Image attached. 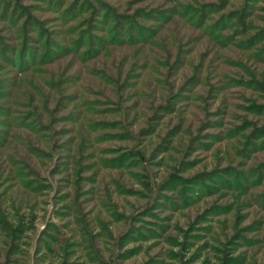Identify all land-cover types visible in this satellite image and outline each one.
Returning a JSON list of instances; mask_svg holds the SVG:
<instances>
[{"label":"rangeland","instance_id":"1","mask_svg":"<svg viewBox=\"0 0 264 264\" xmlns=\"http://www.w3.org/2000/svg\"><path fill=\"white\" fill-rule=\"evenodd\" d=\"M0 264H264V0H0Z\"/></svg>","mask_w":264,"mask_h":264}]
</instances>
